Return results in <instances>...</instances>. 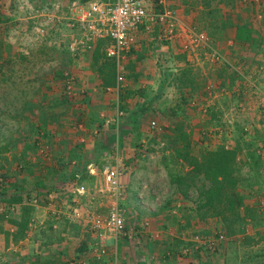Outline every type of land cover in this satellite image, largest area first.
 <instances>
[{
  "label": "rangeland",
  "instance_id": "obj_1",
  "mask_svg": "<svg viewBox=\"0 0 264 264\" xmlns=\"http://www.w3.org/2000/svg\"><path fill=\"white\" fill-rule=\"evenodd\" d=\"M45 1L58 5L0 0V172H6L0 177V264H264V0H176L170 4L180 26L193 27L208 37V46L189 54L183 47L186 38L178 36L174 43L181 53L191 55L193 61L201 59L203 69L221 65L225 75L219 87L212 82L203 86V97L214 98L213 102L189 103L198 107L195 120L200 130L193 133L196 122L184 117L185 104H169V98L163 101L159 93L153 111L136 119L129 118L130 114L125 117L134 128L123 119V127L108 126L113 131L106 138L99 136L102 140L94 142L92 156L78 148L74 137L79 127L89 123L81 113L91 104L87 88L77 80L76 71L85 70L81 51L88 53L95 72L104 64L102 73L109 78L104 88L110 97H117V89L125 90L127 82L137 79L148 65L158 70L161 79L173 77L170 74L179 73L176 68L182 66L168 65L167 58L154 51L153 42L147 44L145 39L142 51L120 61L124 81L117 88L113 84L117 65L110 77L113 66L106 59L105 46L97 53V44L87 51L79 48L75 55L68 48L75 30L68 29L62 14L73 1L86 5L92 0ZM51 14L55 17L50 18ZM2 15H7L5 22ZM234 23L238 25L235 42L230 41ZM235 48L236 55L232 53ZM225 51L234 62L227 60ZM67 71L76 79L75 94L65 91ZM230 77L233 85L225 83ZM114 99H109L112 111L121 105ZM180 123V131L172 130ZM183 134L189 146L178 156L173 141ZM177 143L184 149L180 139ZM220 146L239 151L236 187L244 220L226 218L229 211L221 203L203 196L209 184L190 164L204 161ZM102 147L109 152L108 161L101 162L94 155ZM91 157L97 163L88 167L90 161H85ZM72 158L77 160L74 164ZM115 159L122 161L126 190L120 203L127 226L116 240L106 241L107 253L97 257L92 250L97 239L87 214L106 213L112 198L102 191L103 167ZM132 175L153 178L154 189L148 194L142 187L134 192L128 181ZM177 177L181 184L174 181ZM14 195L21 197V203L8 207L1 201ZM74 208L80 211L78 218ZM146 208L159 214L152 219H159L160 224L153 225L152 215L145 216ZM144 220L149 227L142 231L138 223ZM167 223L181 227L182 239L163 247Z\"/></svg>",
  "mask_w": 264,
  "mask_h": 264
},
{
  "label": "crops",
  "instance_id": "obj_2",
  "mask_svg": "<svg viewBox=\"0 0 264 264\" xmlns=\"http://www.w3.org/2000/svg\"><path fill=\"white\" fill-rule=\"evenodd\" d=\"M39 1L42 5L43 4L47 5V4H51V3L53 6L58 5L54 1L53 2L48 1L49 3H47L45 0L43 2L41 0H39ZM36 2H37V0H36ZM167 2L170 6V4L177 2V1L176 0H167ZM198 2L201 3V2H204V0H198ZM64 14H62L63 15L62 18H61V15L56 16V17L61 18L63 20ZM6 16L7 15H4V16L2 15V17H3L2 20H4L3 22H5L8 19V18H6ZM52 16L55 17V14H51L50 18ZM186 17L188 19H190L189 18L190 12H188ZM53 21H56V19H54ZM237 26L238 25L236 23H234V26L231 30L230 41L233 39L232 41L235 42L238 39V31H236V29H235V28H237ZM64 30H66V29H64ZM56 31H58V33H60V29L58 28V26H57ZM154 35H155V33H150V31L140 29V31H138L136 33V42H135L133 48L130 50L129 53H126L124 55V58L121 59V62L125 58H127V56H129L131 53L136 54V53H139L140 51H142L141 45L144 43L145 39H148L147 44L149 43V41H152L153 42L152 47L154 48V51L159 52L160 56L167 58L166 60L168 61V63H167L168 65H170V66L172 65L173 67L174 66L175 67L182 66L179 69L176 68V70H178L179 73H177V74L171 73L170 75L173 77H170L168 79H161V77L159 78L157 75L158 70L154 66L149 67V65H148V67H147L148 69H145L141 74H139L138 77H136L137 79L134 78L131 82H127L128 85L125 88V90L121 89V87L119 89H117V93H118L117 97H110L105 92V88H104V84H103L101 75H99L98 72L94 71L95 67H90L91 58L89 57L88 53H86L85 51H81V54L84 53L81 56L83 58V62L81 63V66H83L85 68V70L79 69L76 71L77 76H78L77 80L79 83L83 84L87 88V93H89L88 98L91 99V104L86 105L85 106L86 111L81 113L85 120L89 119V123H85L87 125H85V126L83 125L82 128L79 127L78 134L74 135V137L76 136L75 138L79 142L78 148H80V150L82 149L84 152H89V155L92 156V154H93L92 151L94 150L93 148L95 147L94 142L97 141L96 143H98V140L100 141V139H101V138H99V136L106 138L107 135L113 131L112 129H109L108 126L113 127L112 125H116V126L120 125L121 127H123L122 125H124V124L126 125L128 123L127 119L125 118L128 114H130L129 118H134V119L147 115L146 113H148V112L150 113V111H153L152 106L153 107L158 106L157 101H158L159 93H160L163 101H165V100L167 101L169 98V104H172L170 102H174L173 104H175L176 102H179V101L181 102V104H185V108L183 111L184 117L190 118V119H192L193 122H196L193 133L195 134L197 131L200 130L198 128V127H200V125L195 120V114H198V107L195 108L194 106H191V104L194 102L200 104L204 101H206L207 104H209L208 102L214 101V98L209 99L207 96H205L204 93H203L204 94V97H203V95H202L203 90L202 89H203V86L208 82H212L215 85H218V87H219V85L221 84L220 82L225 79L224 72L220 68L221 65H218L217 68L214 67L211 69L210 68L203 69V63L200 61L201 59L199 60V58H194V61H193V58L191 55L187 54L186 52L181 53V50L178 48L179 46L176 43H174L175 41H173L172 43H166L165 45H163L164 42L155 41ZM229 35H230V33H229ZM153 39L155 42L153 41ZM92 47L90 49H92ZM88 49L89 48H87L86 51ZM225 53L227 56V60L230 61L231 60L230 59L231 58L230 52L225 51ZM232 53L236 55V53H237L236 48L234 49V51ZM244 53L245 52L243 50V55H244ZM231 61L234 62V58ZM120 65H121V63H120ZM176 76L182 77V78L178 79V77H176ZM229 81H232L231 77L228 78L225 81V83L229 84V85H233L232 82H229ZM113 82H114V86H116L115 80ZM114 86H112V87H114ZM174 87H176V88H174ZM152 88L156 89L157 91L152 92L151 93L152 95L148 96V94H150ZM126 89H128V91H126ZM179 90H181V91H179ZM163 92H165L164 95H162ZM167 92H168V95H170V96L172 94V97L165 98L164 96L166 95ZM144 94L148 97H142ZM111 98H115L114 100H116V98H117L116 101L121 104V105L116 104L113 111L111 110V108H108L111 104L109 101V99H111ZM216 100H219V99H216ZM190 102H191V104H189ZM195 103L192 105H195ZM97 109H98V111H97ZM143 109H145V110H143ZM126 110H128V111L126 112ZM95 111H97L96 115L94 114ZM119 112H122V114H119ZM92 118H95V120H94V122L91 123L90 120H93ZM120 119H123V121L126 120V123L120 121ZM182 122H185V124L187 123V121L186 120L184 121V119ZM98 124L101 125L100 128H97ZM127 125H129L130 128L131 127L134 128L133 124H127ZM187 125H189V123ZM116 126H114V127H116ZM189 127H190V125H189ZM190 129H192V128H190ZM129 130L133 131L132 129H129ZM201 132H202V130H201ZM68 134L71 135V132L68 131ZM112 135H113V133H112ZM117 146L118 145L116 144L115 147L117 148ZM232 148H234V146ZM72 152H74V151H72ZM238 152L239 151H237V155H238ZM108 153L109 152L107 151V148L102 147V148H99L97 150V152H95L94 155L97 156V160H100L101 162H103V160L108 161V159H107ZM76 154L79 155L78 151ZM92 158H96V157H91L90 159H88V161H85V162L90 161L87 165L88 167H91L93 164L97 163V160L92 159ZM117 159H115L113 164L110 163V165H115L116 162L118 161ZM119 159H121V157H119ZM236 159L238 160L237 163H239L240 159L237 157H236ZM76 161L77 160H75L73 158L70 159L71 164H74ZM107 163L105 165H107ZM121 163H122V161L120 162V164ZM102 164H104V163H102ZM237 166L239 167V164H237ZM89 171H93V170L89 169ZM151 180H153V178L144 179V178H141L139 176L135 177L134 175H132V177H130V179H128L129 182H132L131 188H132V190H134V192H135V189L137 190L140 187H142V188H147L145 191V193H147V194L149 191L154 189V186H152L150 184ZM123 181H124V179H123ZM126 181H127V179L125 180V182ZM173 183L174 182H171L169 186H171ZM125 185H126V188H128V189L130 188V185H128V184H125ZM128 189H127V191H128ZM139 191H141V189H139ZM135 194L138 195L139 193H135ZM144 210L146 212V214H145L146 217L149 215H152L151 216V219H152V218H156L159 216V214L151 208H146ZM152 220H153V225L155 224L154 222H157L156 224H160L159 219H157V220L152 219ZM167 224L169 226L168 233L166 235V237H168V239L165 241L166 244H164L163 247L168 246L170 243L172 245H174L176 242H178V239L181 238L180 232H179L181 227L179 225H178V227H175V225H171V223H167ZM8 230H11V228L8 227ZM138 256H139V254L135 255L136 258H138Z\"/></svg>",
  "mask_w": 264,
  "mask_h": 264
},
{
  "label": "built area",
  "instance_id": "obj_3",
  "mask_svg": "<svg viewBox=\"0 0 264 264\" xmlns=\"http://www.w3.org/2000/svg\"><path fill=\"white\" fill-rule=\"evenodd\" d=\"M64 18L68 29L75 30L74 35L69 34L73 40L68 47L74 55L78 53L79 48H91L99 40L106 41L104 53L108 58H113L117 65V88L124 81V75L119 69H123L120 61L133 48L136 33L140 29L155 32V40L164 43L173 42L178 36L183 35L186 38L183 40V47L189 54L191 50L198 51L208 46V42H205L208 37L203 31L180 26L177 13L169 6L167 0H92L86 5L73 1ZM213 56L219 58L218 54L214 53ZM64 86L67 93L75 94L73 89L76 87V79L68 71L64 73ZM209 88L210 85L207 86V89ZM120 162L118 160L113 166L107 164L103 167L102 191L107 192L112 198L107 205L106 213L87 214L88 222L97 239L92 249L97 257L107 253L106 241L116 240L127 226L126 211L120 203L126 190L121 180ZM80 189L84 188L81 186ZM73 212L77 218L80 216L78 208H74ZM138 226L143 231L149 227V222L141 221ZM194 237L199 240L196 235Z\"/></svg>",
  "mask_w": 264,
  "mask_h": 264
},
{
  "label": "trees",
  "instance_id": "obj_4",
  "mask_svg": "<svg viewBox=\"0 0 264 264\" xmlns=\"http://www.w3.org/2000/svg\"><path fill=\"white\" fill-rule=\"evenodd\" d=\"M98 43H96V53L98 51H100V49H102L105 45H106V41L105 40H99L97 41ZM95 45V44H94ZM105 54V53H104ZM109 60L110 64L113 66L112 71L110 73V77L112 75H115V68H116V63L115 60L113 58H106ZM104 66L101 67V69H99V73L101 74L102 77V81L103 84L108 83V76L106 74H103V70L102 69ZM116 77V76H115ZM114 84V82H113ZM182 124L180 123V125H176V129H172V130H178L180 131ZM178 139H180V141H182L184 143V149H181V147H177L178 145V139H176L175 141H173V143L175 144L177 151L176 153H178V156H183V154H181V152L185 151V147H188L189 144L185 143L187 140V134H183V135H178V137H176ZM182 150V151H181ZM237 149H227L224 146H220V148L215 151L212 152L210 155H208L207 157H205L204 161H190V164H192L193 171H197L198 174H202L204 180H206V182H208L209 186L207 187V190L204 193V197H208L211 198V200H214L217 203H221V206H223L227 211H229L227 214L226 218H236L238 219H243L244 220V216L240 215L239 213V209L241 207H243L242 205V199H241V195L240 192H238L237 190V183H238V177L236 174V171L238 169L237 167ZM6 176V172H0V177H5ZM175 182H179L181 181L180 177H177L175 180ZM1 201L7 202L8 203V207L12 206L13 203H21V197L14 195L11 196L10 199H3V197L1 198ZM15 206V205H14ZM26 222V221H25ZM24 225L27 224V222Z\"/></svg>",
  "mask_w": 264,
  "mask_h": 264
}]
</instances>
